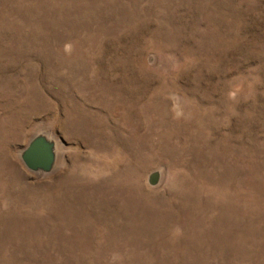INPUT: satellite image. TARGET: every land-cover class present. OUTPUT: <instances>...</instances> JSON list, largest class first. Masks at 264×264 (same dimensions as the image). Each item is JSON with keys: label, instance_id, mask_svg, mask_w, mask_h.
<instances>
[{"label": "rangeland", "instance_id": "obj_1", "mask_svg": "<svg viewBox=\"0 0 264 264\" xmlns=\"http://www.w3.org/2000/svg\"><path fill=\"white\" fill-rule=\"evenodd\" d=\"M0 264H264V0H0Z\"/></svg>", "mask_w": 264, "mask_h": 264}, {"label": "water", "instance_id": "obj_2", "mask_svg": "<svg viewBox=\"0 0 264 264\" xmlns=\"http://www.w3.org/2000/svg\"><path fill=\"white\" fill-rule=\"evenodd\" d=\"M54 160V144L43 136L33 138L21 154L24 167L32 172H49Z\"/></svg>", "mask_w": 264, "mask_h": 264}]
</instances>
